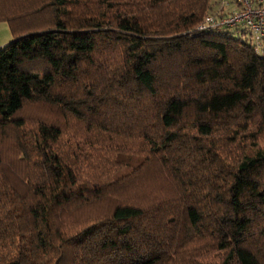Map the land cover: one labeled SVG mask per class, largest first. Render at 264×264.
Wrapping results in <instances>:
<instances>
[{
	"label": "trees",
	"instance_id": "16d2710c",
	"mask_svg": "<svg viewBox=\"0 0 264 264\" xmlns=\"http://www.w3.org/2000/svg\"><path fill=\"white\" fill-rule=\"evenodd\" d=\"M217 1L0 0V264H264V44Z\"/></svg>",
	"mask_w": 264,
	"mask_h": 264
},
{
	"label": "built area",
	"instance_id": "2783aa9c",
	"mask_svg": "<svg viewBox=\"0 0 264 264\" xmlns=\"http://www.w3.org/2000/svg\"><path fill=\"white\" fill-rule=\"evenodd\" d=\"M234 6L228 15L217 20L206 17V25H199L198 29L242 24L253 38L254 49L259 52L264 44V0H234Z\"/></svg>",
	"mask_w": 264,
	"mask_h": 264
},
{
	"label": "rangeland",
	"instance_id": "374dc122",
	"mask_svg": "<svg viewBox=\"0 0 264 264\" xmlns=\"http://www.w3.org/2000/svg\"><path fill=\"white\" fill-rule=\"evenodd\" d=\"M219 1V2H218ZM216 2L217 6L221 3L220 0H218ZM231 5H228L229 7L232 6V3H230ZM215 9V8H214ZM241 27H239L240 29ZM230 31V33L234 36H237L238 32L236 30H238V28H229L228 29ZM248 33L245 32L242 36L243 39H247L248 37ZM13 38V35L10 31V28L8 26V23L6 21H0V47L7 44L11 39ZM260 143V142H259ZM238 151L240 150V148H236L235 150Z\"/></svg>",
	"mask_w": 264,
	"mask_h": 264
}]
</instances>
